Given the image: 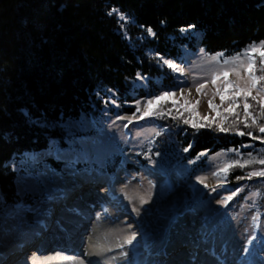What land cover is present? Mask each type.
<instances>
[{
  "label": "trees",
  "instance_id": "trees-1",
  "mask_svg": "<svg viewBox=\"0 0 264 264\" xmlns=\"http://www.w3.org/2000/svg\"><path fill=\"white\" fill-rule=\"evenodd\" d=\"M263 40L264 0H0V224L17 203H37L19 195L17 180L34 171L29 157L51 149L84 156L80 162L45 158L37 164L57 175L63 168L100 175H113L120 167L138 172L151 163L164 171L189 165L191 175L204 168L210 156L230 152L228 163L239 160L245 167L223 173V189L241 191L223 206L222 217L236 214L252 193L254 211L264 214V177L236 179L264 169L246 163L264 158L259 152L264 143L239 136L236 130L262 138L264 134L245 128L239 98L234 112L219 106L216 116L207 120L161 101L172 113L148 117L155 132L131 161L126 159L131 149L127 140L115 141L102 162L97 157L88 162L80 144L82 137L101 131L100 123L109 116L132 115L131 105L148 97L146 89L137 86L138 73L147 77L143 80L151 90L177 85L161 57L177 63L183 46L198 43L207 53H231ZM248 102L252 107L247 123L253 117L264 123L259 105L251 97ZM236 113L240 123H235ZM85 119L95 130L82 127ZM183 119L210 126L197 129ZM221 125L230 130L220 132ZM34 216L26 213L29 225Z\"/></svg>",
  "mask_w": 264,
  "mask_h": 264
},
{
  "label": "rangeland",
  "instance_id": "rangeland-1",
  "mask_svg": "<svg viewBox=\"0 0 264 264\" xmlns=\"http://www.w3.org/2000/svg\"><path fill=\"white\" fill-rule=\"evenodd\" d=\"M262 42L264 40L253 44L259 46ZM253 44L231 53H207L198 43H195L194 48L183 46L181 60L173 62L183 69V75L172 70L176 86L167 89L161 86L160 89L151 90L147 81L140 79L137 83L138 87L146 89L148 96L137 100L141 110L153 95L160 91H172L176 93L172 99L177 100L179 105L188 101L187 108L191 111H185L184 108L182 110L190 116L213 118L219 106H229L227 97L232 94V89L229 88L222 102L215 93L217 88L223 89L224 78L221 75L213 85V76L238 66L240 60L246 59L244 53ZM254 55L258 69V54ZM225 60L229 63L225 64ZM256 74L260 75V72L257 71ZM228 80L243 84L234 72H229ZM201 83L205 87L197 92V85ZM259 87L257 85V90L252 95L258 96ZM210 100L214 108L209 107ZM136 102L131 105L133 113L136 111ZM133 113L121 114L119 117H133ZM136 115L139 116V113ZM125 124H129L128 132ZM69 126L79 128L76 122H70ZM100 126L101 131H94L91 136L81 138V153L87 156L88 162H92L93 157H97L100 162L104 161L117 140L129 142L131 149L127 152L126 159L131 161L139 147L155 132V126L149 122L148 117L143 120L133 117L132 123H128L127 119L109 116L108 121L101 122ZM82 127L95 130L89 119L83 121ZM229 153L221 152L210 156L206 166L196 169L191 175L188 174L189 165L164 171L157 169L154 163L138 172L120 167L113 175H100L95 171L78 173L64 168L63 174L57 175L47 168H37V163L42 158L40 154L30 157V163L35 169L18 178L17 189L20 196L33 198L37 203H21L4 214L0 224V255L8 248L5 245L14 243L9 247L11 253L0 264H15L19 254H24V251L36 244L40 246L42 242H45L43 246L47 245V248L29 254L24 262L18 264H33L34 261L35 264H40V259L44 258L52 260L46 264H55L54 254L68 257L66 259H82L84 264H264V214L258 215L253 209L255 194L249 195L246 198L249 203H245L230 218L222 217L221 209L224 205L217 203L232 195V190L220 187L223 180L221 169L229 164ZM48 155L71 158V152L67 151L49 152ZM83 157L78 155L76 160L81 161ZM79 181L95 188L85 191L83 197H77L76 193L80 192L77 186ZM68 187H71L69 199L80 201L89 215L83 217L76 214L79 224L78 221H71L75 224L70 225L65 217L72 212L68 207L73 202L62 203V212L52 213L47 219L49 222L45 226L41 225L51 210L49 208ZM142 198L147 202L141 203ZM187 201L191 205L190 209L187 208ZM134 208L139 209V213L133 211ZM18 209L21 212L16 213ZM27 212L35 213L30 225L26 220ZM101 223L108 224L115 230L118 241L113 242L102 234ZM40 226L43 230L37 231L36 235L26 234L34 232ZM72 227L73 231L79 229L77 234L70 231ZM133 233H136V239L131 245L126 244V239ZM87 245H90V250L85 249ZM123 253H127V256ZM49 255L51 256L48 257Z\"/></svg>",
  "mask_w": 264,
  "mask_h": 264
},
{
  "label": "snow or ice",
  "instance_id": "snow-or-ice-1",
  "mask_svg": "<svg viewBox=\"0 0 264 264\" xmlns=\"http://www.w3.org/2000/svg\"><path fill=\"white\" fill-rule=\"evenodd\" d=\"M109 15H112V12L109 13ZM189 28H192L194 26L189 25ZM181 31H187V29H182ZM147 32L149 34L154 35L152 33L151 28L147 29ZM258 54L259 58V68L257 69V59L256 55ZM244 55L246 56L245 60H240L238 66L230 68V69H225L222 73L219 75H214L212 78V84L215 85L217 83V80L220 79V76L222 75L224 78V86L223 89L217 88V91L215 94H218L220 96L221 101L223 102L225 100V93L228 91L229 88L232 89V94L228 96V100L230 101L229 107L225 109L226 112H234L236 108L240 107V103H238V98L240 99L243 107V114L245 117V122L244 126L245 128H255L258 130L259 133L264 134V123H258L256 118H251V123H247L248 118L250 117V112L249 109L252 107V104H250L249 97H251L252 101H255L259 105V111H260V116L264 117V42H262L259 46L253 44L245 53ZM163 62V64L167 65V67L174 72H180L181 75H183V69L179 68L176 63L171 62V60L168 59H163L162 57L160 58ZM213 59H217V57H213ZM239 59V58H237ZM225 64H228L229 61L225 60ZM243 74H242V72ZM257 71L260 72V75H257ZM229 72H234L236 76L239 78V80L243 81V84L239 83L238 81H229L228 80V75ZM137 79H147V77L141 76V74H137ZM257 85H260L258 89V96L257 95H252V92L254 90H257ZM181 94L183 95V86L181 85ZM205 87V84L201 83L197 85V92H200L203 88ZM176 93L172 91H160L159 94L153 95L151 99H148L146 103L144 104L143 110H141L140 107V102H136V111L133 113V117L139 120H143L146 117H159V118H164L166 115H171L172 113V108H168L165 110L164 106L160 104L161 101L167 102L169 99H171L173 108L177 112H180V108H184L185 111H191V109L187 108L188 101L186 100L184 104L180 105L179 107L177 106V100L172 99L175 97ZM119 107V105H117ZM209 107L214 108L215 106L212 105L211 100L209 101ZM139 113V116L136 114ZM181 116H183V113H180ZM237 119L235 123H240L239 121V113H236ZM133 117H117V119H127L128 123H132ZM172 119H178L177 116H172ZM205 120L208 118L205 117ZM183 124L189 125L191 124L192 127L194 128H203L206 126L210 125H205L203 123L197 124L193 120L189 119H183L182 121ZM128 125L125 124L124 127H127ZM218 130L220 132H228L230 129L227 127H224L223 125L219 126ZM236 134L239 136H250L252 140H261L262 143H264V138L260 136H255L251 131H241L239 129L236 130ZM191 145H189V148ZM242 147L245 148H250L252 147L251 145H242ZM188 148H185L184 151H188ZM259 152L264 154V148L259 149ZM201 155H204L203 153ZM251 155V153H249ZM246 163H259L260 165H264V158L259 159L258 161H247ZM233 166L239 167V168H244L245 164L240 163L239 160H236L234 164H228L225 165L222 169L221 172L227 173L229 168H232ZM214 175H219V173H213ZM253 176H258V177H264V169H261L259 171H252L247 174V177L244 176H237V180L241 179H251ZM200 179V178H198ZM224 179L226 180L227 177L225 176ZM200 182L203 183V180L200 179ZM207 187V185H205ZM223 182L221 183L220 187H223ZM216 189H213L215 191ZM239 191H241L240 188H237L235 191H233L232 195L227 197V200H219L217 203H220L222 205H226L227 201L232 200V197L235 196ZM147 201L141 199V203H146ZM133 211H136L139 213V209H133ZM136 239V233H133L132 236L128 239H126L125 243L131 245L133 241ZM253 239H255L253 237ZM251 243V240L249 241ZM124 256H127V253H123ZM35 264V261L33 262ZM79 264H84V261H80ZM91 264V262H90Z\"/></svg>",
  "mask_w": 264,
  "mask_h": 264
},
{
  "label": "bare ground",
  "instance_id": "bare-ground-1",
  "mask_svg": "<svg viewBox=\"0 0 264 264\" xmlns=\"http://www.w3.org/2000/svg\"><path fill=\"white\" fill-rule=\"evenodd\" d=\"M79 188H80V192L78 191L76 193V196L78 197H83L82 194L85 192V191H88L89 189H94L95 186H92L89 187V186H85V183L84 182H81L79 181L78 185H77ZM70 188L71 187H68L67 189H64L62 191V194L57 197L56 201L52 204V207L49 208L51 209L47 215H46V218L43 220V222L41 223V225H46L49 221L47 220L48 218H50L51 214L52 213H60L62 212V207L60 206L62 203H68V202H73L71 204V206H69L68 208L72 211L69 215H67L65 218H66V221L68 223H70V225L73 223L71 221H78V224H79V219L77 218L76 214H79V215H82L83 217H87L89 215V212L87 211V209L85 207H83L80 203V201H77L76 199H69L70 198ZM101 191H103V189H101ZM108 191V190H107ZM106 191V192H107ZM109 192V191H108ZM85 195V194H84ZM116 202V201H115ZM53 210V211H52ZM17 212H21V209H18ZM14 214V213H13ZM12 216V215H11ZM54 217V216H53ZM51 217V218H53ZM75 224V223H74ZM72 224V225H74ZM77 225V224H76ZM43 227L40 226L39 228H37V230H35L34 232L30 231V232H27L26 234L28 235H31L33 233V235H36V232L37 231H42ZM79 230V229H78ZM78 230L76 231H73V227L70 229V231L73 233V234H77L78 233ZM100 231L102 232V234L104 235H107V238L113 242L115 241H118L117 239V234L115 232L114 229L110 228L108 226V224H105V223H101L100 224ZM49 232V231H48ZM25 236V235H24ZM73 238V237H72ZM66 239V238H65ZM14 242H9L7 245H5V247L7 248L4 252L3 250V254L0 255V262H3L6 260V257L9 256V247H11L13 245ZM45 242H42L40 244V246H38L36 244V246L34 247H31L29 248L28 250L24 251L25 253L23 254H19V259L18 261L15 263V264H18V262H24L25 258L29 255V254H33V253H37V252H41L43 249L47 248V245L46 246H43ZM53 244V242H52ZM15 248V247H14ZM86 250H90L91 247L90 245H87ZM63 250V249H62ZM7 253V254H6ZM11 253V252H10ZM27 253V254H26ZM87 253V252H86ZM6 254V255H5ZM25 255V256H24ZM51 255H49L48 257H50ZM52 256H56V259H55V264H79L80 261H83L82 259H75V257H70L69 259H66L68 257H65V256H59V255H52ZM4 257V259H2ZM46 262H52V260L50 258H44V259H40V264H46ZM7 263V262H4V264ZM11 262L7 263V264H10Z\"/></svg>",
  "mask_w": 264,
  "mask_h": 264
}]
</instances>
